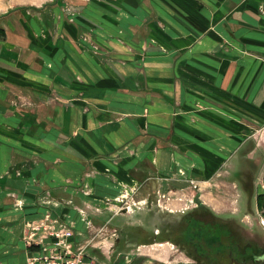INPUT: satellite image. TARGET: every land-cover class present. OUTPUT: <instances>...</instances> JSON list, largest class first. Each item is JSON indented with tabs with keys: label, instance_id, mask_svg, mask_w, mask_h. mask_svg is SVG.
<instances>
[{
	"label": "crops",
	"instance_id": "obj_1",
	"mask_svg": "<svg viewBox=\"0 0 264 264\" xmlns=\"http://www.w3.org/2000/svg\"><path fill=\"white\" fill-rule=\"evenodd\" d=\"M155 188L264 227V0H0V264L46 210L99 264H154L119 246ZM125 189L147 203L103 201Z\"/></svg>",
	"mask_w": 264,
	"mask_h": 264
},
{
	"label": "flooded vegetation",
	"instance_id": "obj_2",
	"mask_svg": "<svg viewBox=\"0 0 264 264\" xmlns=\"http://www.w3.org/2000/svg\"><path fill=\"white\" fill-rule=\"evenodd\" d=\"M169 212L174 218L153 232L191 257L186 263L264 264V241L247 234L235 216L218 215L199 201L181 213ZM204 242L209 243L208 249H204Z\"/></svg>",
	"mask_w": 264,
	"mask_h": 264
},
{
	"label": "built area",
	"instance_id": "obj_3",
	"mask_svg": "<svg viewBox=\"0 0 264 264\" xmlns=\"http://www.w3.org/2000/svg\"><path fill=\"white\" fill-rule=\"evenodd\" d=\"M135 190L125 189L114 198L106 197L103 201L111 209L120 211L122 209L134 210L142 203H147L145 199L135 200L132 196ZM84 194H92L90 188L83 190ZM100 210L102 205L93 206ZM78 212L83 216L88 227L93 228L92 218L83 208ZM40 220L28 222V229L25 233V241L29 246L34 243L39 247L23 264H99L96 256L87 252V245H77L74 236L75 232L71 225L67 224L59 216L54 215L50 210L44 211ZM116 235V231L114 232ZM53 238L52 241H49Z\"/></svg>",
	"mask_w": 264,
	"mask_h": 264
},
{
	"label": "rangeland",
	"instance_id": "obj_4",
	"mask_svg": "<svg viewBox=\"0 0 264 264\" xmlns=\"http://www.w3.org/2000/svg\"><path fill=\"white\" fill-rule=\"evenodd\" d=\"M236 176H238V174ZM166 191L167 190L158 189V188H155L151 191L150 200H153V202L155 203V206H153L150 212L144 213L143 215H139L136 213H133L135 215H132V214L129 215L133 219L135 226H138L136 225L137 221L141 222L140 224L141 226H144L142 225L143 222H145L144 218L149 216L150 224L152 225L151 227H149L150 229L148 230L153 231L154 229L153 226H155V232H157L158 231L157 229H161L165 227V222L167 219L174 218L173 216H171V212H169V208H167L166 206H170L171 203L172 205L170 206V208L172 206L173 207L179 206L178 202L180 200L175 198L177 194L173 193L172 199L169 202L170 195ZM187 204L190 206L192 205V203H187ZM183 205L188 206L186 204H183ZM186 209L187 208L180 210V211H176V213H181L185 211ZM223 216H226V215L224 214ZM234 216L236 217L237 224L241 223L246 229L247 234H251L252 237L258 236L260 240L264 241V227L260 226V223L258 224L254 220H246V219L242 220L241 213L236 214ZM138 217L140 220H138ZM237 224L235 226L236 228H238ZM144 227H146V225ZM124 228H123V231L125 230ZM123 231H121V237H120L121 240L123 239V237L125 238V235H126L125 232ZM128 231H130L131 234H133V238L127 235L126 236L127 242H124V243L123 241L120 242L119 247L120 249L122 248L123 251L125 252H128V251L130 252L133 251V253L143 252V254L139 255L140 262L151 261L154 264H189L186 262L191 261V257L184 254L183 252H180L177 249V246L173 245L172 242H167L165 240H155L150 243H146V244L144 243L145 245H141L140 249H138L139 244L137 243L136 239L137 237L138 238L142 237L143 234L141 233V231L137 232V230L133 228L132 230L129 229ZM159 238H162V237H159ZM159 243H164L165 245L164 246L158 245ZM203 244H204V249L209 248L208 247L209 243L204 242Z\"/></svg>",
	"mask_w": 264,
	"mask_h": 264
},
{
	"label": "trees",
	"instance_id": "obj_5",
	"mask_svg": "<svg viewBox=\"0 0 264 264\" xmlns=\"http://www.w3.org/2000/svg\"><path fill=\"white\" fill-rule=\"evenodd\" d=\"M260 197V195L258 196ZM197 201L198 198H197ZM203 206H206L205 204H203L201 201H199ZM207 208L211 209L210 207L206 206ZM135 229L137 230V232L141 231V233L143 234L142 237H137L136 241L138 244H141V243H150V242H153L155 240H164L163 238H159V236L155 235V233L153 231H150L148 230L146 227L144 226H141V225H138V226H132V227H127V228H124L125 230L123 232H125V238L123 237V239L121 241L124 242H127L126 240V236H130L133 238V234H131L130 231H128L129 229L132 230Z\"/></svg>",
	"mask_w": 264,
	"mask_h": 264
},
{
	"label": "water",
	"instance_id": "obj_6",
	"mask_svg": "<svg viewBox=\"0 0 264 264\" xmlns=\"http://www.w3.org/2000/svg\"><path fill=\"white\" fill-rule=\"evenodd\" d=\"M124 211H126V209H124Z\"/></svg>",
	"mask_w": 264,
	"mask_h": 264
}]
</instances>
